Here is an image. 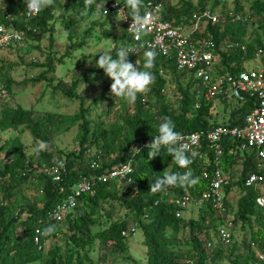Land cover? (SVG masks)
Segmentation results:
<instances>
[{
  "label": "trees",
  "instance_id": "obj_1",
  "mask_svg": "<svg viewBox=\"0 0 264 264\" xmlns=\"http://www.w3.org/2000/svg\"><path fill=\"white\" fill-rule=\"evenodd\" d=\"M24 4L16 6L14 0H5L8 4L5 11L0 10V25L8 26L10 21L6 15L10 14L15 18L13 26L23 29V23L17 16L23 11ZM71 9H88L101 15V8L97 7L102 0H94L91 5H86L85 0H68ZM181 4L172 8L169 7L163 15L166 21H174L175 25L186 24L193 13L204 9L214 11L220 5L219 0H196V5L191 2L180 0ZM131 14V9L122 2ZM144 3V1H143ZM3 4V5H4ZM13 4V5H12ZM2 8V7H1ZM0 8V9H1ZM242 8L235 7V14H242ZM253 15L264 14V3L256 0L250 6ZM55 0L53 4L41 10L33 24L35 32H27L26 37L40 41L43 34L49 30V23L54 20ZM252 15V16H253ZM103 17V16H102ZM104 18V17H103ZM111 19V18H104ZM74 21L65 25L69 46L63 57L71 52L80 50L83 44L73 41L70 26ZM247 23L224 24L220 20L216 24H207L203 37L209 38L215 45L217 60L215 71L218 74L234 75L244 70L243 63L254 59L255 47L263 53L264 46L258 39L250 43L244 40ZM264 27V23L262 24ZM109 29V28H108ZM108 30L107 32H111ZM25 40V39H24ZM129 43V36L126 31L121 42V47ZM228 46H231L230 48ZM13 47V46H12ZM11 48V47H9ZM116 57L117 52L111 54ZM50 56L39 67L44 68L34 83L46 82L51 85L52 81L47 76L54 73V61ZM132 59L129 54L128 61ZM94 63V60H91ZM56 63L62 65L63 59L57 58ZM145 59L141 60L139 70L143 71ZM169 71L174 78L175 91L179 98L178 113L173 112L166 102L163 94L165 79L160 71ZM155 79L154 83L147 89V94L156 101L155 106L149 104L142 93L138 94L133 103V114H123L120 117L121 124L118 127L107 128L103 121L97 122L90 119L91 106L96 102L87 105L83 96L77 90L81 84L80 79L73 80L70 84L63 82L64 88L58 84L53 87L52 92L60 91L70 102L78 101V110L72 115H55L46 113L42 117H36L32 109L26 110L20 105L3 107L0 109V132L18 130L23 127L28 131L35 141L44 142L46 145L55 135L65 131L67 128L77 126L76 135L77 152H58L56 159L47 149L40 151L37 155L33 151L32 156H27L18 138L0 144V264H101L108 256L107 252L119 253L127 256V244L121 236L123 231H130L132 228L140 230L143 236L142 245L145 247V264H217L218 261L228 259L231 264H257L253 248L259 250L264 247V210L256 205V199L264 196V186L256 188L244 187L247 175L256 170L257 157L250 150L240 151L238 142L230 138L222 141V164L221 170L228 175V185L225 188L226 213L224 217L218 216L209 202L201 204L198 201L203 194L208 192L211 175L214 170L213 155L208 148L203 147L201 152L206 155V161L199 157V154L189 155L191 160L187 168H181L175 163L167 151L162 147L159 156L148 159V149L144 148L137 152L132 158L133 186L122 184L124 187L123 196L118 195V185L115 182L96 184L94 193L83 194L79 204L72 213L65 217L61 223L50 222L45 224L46 213L61 203L71 192L73 185L81 176L93 173L89 163L96 161L99 169L97 174L113 168L120 162L130 158V148L135 142H146L157 136L158 126L164 117H169L175 123V130L183 133H193L201 130H208L212 127L224 125L228 127H242L244 117L251 112L256 104L254 98H247L244 103H237L238 107L230 114L226 124L211 123L210 108L212 103L207 102L204 97V89L194 79L192 74L178 72L174 63L162 56L155 55L154 67L150 69ZM11 82L7 81L4 88L8 92ZM97 101V100H96ZM225 105L227 101L221 99ZM197 106V107H196ZM153 107L154 112L150 111ZM120 146L115 147L119 140ZM91 148H100L104 155L114 152V159L109 163H100L99 156H94L86 164V152ZM233 149V152H231ZM117 150V151H116ZM64 163L65 171L61 173L59 182H52L51 177L41 171L43 166L49 168L56 166L58 162ZM240 165L239 173H234L235 166ZM34 167H37L36 169ZM208 171L209 176L203 178V170ZM191 171L193 177H199L196 186H167L164 190L151 192L150 186L157 178L163 177L165 173H185ZM30 178L37 181L38 191L41 195L39 201L28 198L23 187ZM235 189L237 201L231 219L232 229L240 224L241 228L248 226L249 240L247 242V256H235V249L232 242L223 248L217 237L218 228L229 219L228 213L232 205L227 200V195ZM189 195L192 203L198 206V218L185 222L183 218H176L175 212L178 208L169 201ZM117 203L131 215L133 227L130 228L127 221L117 220L108 226H103L96 218L104 206L113 207ZM64 228L57 230L58 226ZM54 226V231L45 233L44 229ZM40 227L45 233L40 237L39 245L33 240L34 230ZM19 228L23 238L16 236V229ZM94 228L98 230L93 231ZM188 229L189 238L180 241L178 235ZM61 236L64 248L55 245L46 252L43 245L50 237ZM201 235L206 237L203 242ZM216 236L219 245L212 246L209 251L205 248L206 243L211 242L210 238ZM95 242L98 243L99 256L93 259L90 251L93 250ZM40 246V249L38 247ZM184 246H188L185 250ZM230 255L231 258L226 256ZM131 261L136 264L134 259Z\"/></svg>",
  "mask_w": 264,
  "mask_h": 264
},
{
  "label": "rangeland",
  "instance_id": "obj_2",
  "mask_svg": "<svg viewBox=\"0 0 264 264\" xmlns=\"http://www.w3.org/2000/svg\"><path fill=\"white\" fill-rule=\"evenodd\" d=\"M126 1V0H124ZM189 1L196 5V0H183ZM256 0H219L220 5L214 9L215 15H222L226 13H234L235 7H241L242 15L246 16L248 23L246 25L244 40L246 43L258 39L264 46V14L262 16L253 15L250 10L252 2ZM264 3V0H259ZM16 6L24 4L23 0H14ZM166 8L169 7L170 12H174L172 8L180 5V0H165ZM13 5V4H12ZM8 4H4L1 11H5ZM253 15V16H252ZM69 21H74L70 26V32L73 41L83 44L80 50L71 52L69 56L63 57L66 48L69 46L67 40V32L65 25ZM186 29H190V25L186 24ZM109 28V29H108ZM49 31L42 35L40 41H36L31 37H26L25 40L16 44L15 46L0 50V86H5L7 81L11 84L8 88V97L0 98V109L3 107H13L20 105L22 108L29 110L32 109L36 117H42L46 113L55 115H72L78 110V101L70 102L66 99L60 91L52 92L54 86L58 84L60 88H64L65 84H70L73 80L80 79L81 84L77 92L84 97L86 104L96 102L91 106L90 119L97 122L103 121L107 128L118 127L121 124V115L133 114V103H128L120 97H114L110 91L112 80L107 77L104 71L96 66V61L99 59L101 52H117L121 48V42L124 36L125 28L116 19H104L96 11L90 13L88 9H71L68 0H55L54 20L49 23ZM108 30H112L110 33ZM259 47H255V52ZM50 56L54 61V73L47 76L48 80L52 81L51 85H46V82L34 83L33 80L37 78L44 68L39 67L40 64L45 62V58ZM57 58H62V65L56 63ZM94 60V63L91 62ZM257 66L264 67V50L260 56H254V59L246 64L247 70L254 69ZM161 76L165 79V86L163 94L166 102L169 104L173 112L178 113L179 98L175 91L174 78L169 71L161 70ZM146 90L142 93L145 100L150 105L155 106L156 101L154 98L147 94ZM97 100V101H96ZM238 107L237 102H229L223 105L218 102L215 105V111L211 113V123L226 124L229 121L230 114ZM154 108L150 107V111L154 112ZM78 134L77 126L67 128L65 131L55 134L46 145L48 152H50L56 159L59 158L58 152L69 153L72 151L77 152L76 135ZM13 138H18L23 146V151L27 156H32V153L40 141H35L30 133L23 127L18 130H8L0 132V144L8 142ZM122 139L119 140L117 146H120ZM42 149L41 151H43ZM117 151V150H116ZM114 154L104 155L100 148H91L86 152V164L88 160L93 159L94 156H99L100 163H109L114 159ZM3 154L0 158L3 159ZM63 161V158L61 159ZM35 169L37 167H34ZM240 165L234 167L233 172L239 173ZM118 195L123 196L124 187L118 186ZM23 192L28 198L40 200L41 195L38 191L37 181L30 178L26 185L23 187ZM229 204L232 205L228 213L229 220L232 219L234 206L237 201V194L235 189L230 191L227 195ZM198 206L195 203L189 204L187 210L182 213V218L185 222L195 220L198 218ZM103 226H108L117 220L127 221L130 228L133 227L131 215L120 207L119 204L114 203L113 207L104 206L96 217ZM57 230H63L61 226ZM135 232L127 238V256L123 257L119 253L107 252V258L101 264H134L131 259L136 261V264L146 263L145 247L142 245L143 236L139 229L134 228ZM98 229L94 228L96 232ZM16 236L23 238V234L19 228L16 229ZM188 229L179 233L178 237L183 243L184 240L189 238ZM232 245L235 249V256H247L248 248L247 242L249 240L248 226L241 228L237 224L231 228ZM45 237V233H44ZM61 236L50 237L46 239L43 245V251L46 252L49 248L59 245L64 248L61 241ZM203 242L206 240L204 235H201ZM212 246L219 245L216 236L210 238ZM188 246H184L185 250ZM206 248V245H205ZM213 248V247H212ZM255 250V249H254ZM90 256L97 259L99 256L98 243L95 242L93 250L90 251ZM226 256H231L226 253ZM217 264H231L226 259L218 261Z\"/></svg>",
  "mask_w": 264,
  "mask_h": 264
},
{
  "label": "built area",
  "instance_id": "obj_3",
  "mask_svg": "<svg viewBox=\"0 0 264 264\" xmlns=\"http://www.w3.org/2000/svg\"><path fill=\"white\" fill-rule=\"evenodd\" d=\"M143 1L144 7L141 8L140 14L150 13L154 20L139 35L134 30L129 29L133 21L131 14H128L127 8L122 3L123 0H102V3L97 5L98 8H101V15L104 18H118V22L124 26L129 36V43L125 48L135 49V53H130L132 59L129 62L134 65L136 63L137 68H139L141 60L145 59L144 52L151 50L156 55L173 62L178 72L192 74L194 79L203 87L205 100L212 103L210 114L215 111V105L217 102L219 104L221 99L227 101V103L233 101L244 103L248 97L254 98L256 101L251 112L245 115L242 127L219 125L208 130L182 134L183 143L189 146V155L199 154V157L206 161V155L200 152L203 147L211 151L214 170L211 175L209 190L203 194L198 203L209 202L214 212L218 216L224 217L226 213L225 188L229 183V177L221 170L223 139L230 138L237 141L240 151L250 150L257 157L256 170L247 175L244 187L261 188L264 186V67L242 70L234 75L218 74L215 71L217 60L215 45L209 38L203 37V34L205 26L209 23L216 24L219 20L224 24L248 23V19L242 14L215 15L209 9H204L192 14L186 23L191 28L186 29V24L175 25L174 21L163 19L166 12L165 0ZM4 2L5 0H0V8ZM37 15L32 14L30 16L25 4L23 11H20L17 15L23 23V29H19L13 26L15 18L7 14L6 19H9V25H0V50H6L22 43L27 32H35L36 29L33 24ZM125 17L126 19H124ZM261 54L262 51L258 50L256 56ZM7 97V90L4 86H0V98ZM151 141L152 139L146 142H135L130 148L129 159L105 170L103 173L97 174L98 163L96 161L90 162V169L94 172L81 176L73 185L70 194L54 209L48 211L45 219L40 220V222L45 224L50 222L61 223L66 216L74 211L83 194L92 195L94 193L93 188L98 183L115 182L118 185L126 184L136 189L133 185L131 156L139 151L132 152V149L139 148L142 150ZM231 152H233V149H231ZM64 167L63 161H60L53 167L43 166L41 171L51 177L52 182L56 183L60 181L61 173L65 171ZM202 176L203 178L209 176L206 169L203 170ZM169 202L178 208L175 217L181 218L182 213L192 203V199L189 195H185ZM256 205L264 210V196L257 197ZM231 227V220L228 219L218 228V242L223 248H226L232 242ZM134 232L135 229L132 228L130 231H123L121 236L127 238L129 234L132 235ZM43 233L40 227L35 228L33 240L36 245H39ZM38 249H40V246ZM206 249L209 251L212 249L211 242L206 243ZM254 252L258 261L257 264H264V247L259 250L255 249Z\"/></svg>",
  "mask_w": 264,
  "mask_h": 264
},
{
  "label": "clouds",
  "instance_id": "obj_4",
  "mask_svg": "<svg viewBox=\"0 0 264 264\" xmlns=\"http://www.w3.org/2000/svg\"><path fill=\"white\" fill-rule=\"evenodd\" d=\"M54 0H25L26 9L31 16L38 14L44 8L53 4ZM94 0H85L86 5H91ZM126 5L131 9V30L138 35L145 31L147 25L151 24L154 18L150 13L140 14V10L144 7L143 0H126ZM104 7V6H103ZM127 17V16H126ZM126 17L124 19H126ZM128 29V30H129ZM130 53H135L133 48L121 47L117 50L115 58L110 52H101L96 66L102 69L107 77L113 82L110 85V91L114 97H120L128 103H134L138 94L145 92L150 85L154 83V75L150 71L154 67L155 52L148 50L144 52L145 70L141 71L135 65L128 61ZM175 123L169 117H164L158 126V135L155 136L150 143L144 147L148 149V159H154L159 156L162 147H167L168 153L172 159L181 168H187L191 160L188 156L189 146L183 143V136L175 130ZM46 148V144L41 142L34 149L38 155L42 149ZM133 151H141L139 148H133ZM199 177H193L191 171L185 173H165L163 177L157 178L150 186L151 192L164 190L167 186H196L199 183ZM54 231V226L44 229L45 233Z\"/></svg>",
  "mask_w": 264,
  "mask_h": 264
},
{
  "label": "crops",
  "instance_id": "obj_5",
  "mask_svg": "<svg viewBox=\"0 0 264 264\" xmlns=\"http://www.w3.org/2000/svg\"><path fill=\"white\" fill-rule=\"evenodd\" d=\"M250 61H248V62H245V63H243V68H244V70H247V68H246V64L247 63H249ZM261 66H257V64L253 67L254 69L255 68H260ZM263 67V66H262Z\"/></svg>",
  "mask_w": 264,
  "mask_h": 264
}]
</instances>
